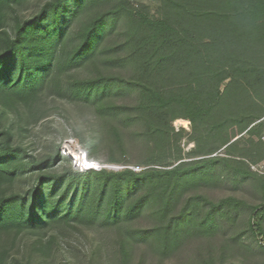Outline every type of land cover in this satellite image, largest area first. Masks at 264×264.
Instances as JSON below:
<instances>
[{
    "label": "trees",
    "instance_id": "trees-1",
    "mask_svg": "<svg viewBox=\"0 0 264 264\" xmlns=\"http://www.w3.org/2000/svg\"><path fill=\"white\" fill-rule=\"evenodd\" d=\"M152 1L155 16L131 0H39L27 15L30 0H0V264H20L12 250L23 235L35 239L33 264H48L57 229L122 233L120 264L131 240L165 254L209 236L233 201L195 192L224 171L256 182L249 229L264 241V177L247 163L264 160V0ZM48 99L90 112L85 131L71 127L87 160L105 144L119 154L107 162L128 165L137 142L143 169L75 170L59 145L31 153ZM179 119L189 133L175 131ZM185 137L193 149L183 157ZM146 212L153 224L134 228Z\"/></svg>",
    "mask_w": 264,
    "mask_h": 264
},
{
    "label": "rangeland",
    "instance_id": "rangeland-1",
    "mask_svg": "<svg viewBox=\"0 0 264 264\" xmlns=\"http://www.w3.org/2000/svg\"><path fill=\"white\" fill-rule=\"evenodd\" d=\"M31 2L21 8L20 13L27 15L36 8L39 0ZM133 4L145 5L150 14L155 16L157 2L152 0H131ZM49 115L32 129L28 141L32 142L30 152L39 154L52 151L55 145H59L60 154L66 157L72 168L84 171V160L89 164H96L98 169L119 171L124 168L139 167L144 149L137 142L129 146L127 152L128 165L107 162L109 157H118L117 150H111L105 144L98 145L92 160H87L81 147L71 136V127L78 126L85 131L91 124V114L83 107L74 108L64 101L48 99ZM172 123L175 131L184 129L190 132L189 122ZM188 125V126H187ZM133 130V129H131ZM264 133V130H263ZM245 138V136H243ZM182 156L186 157L193 149V144L185 137L180 144ZM263 160L252 163L247 160L250 171L260 177L252 166ZM56 168V167H55ZM94 170V169H93ZM29 177L25 173L18 180V189L29 185ZM256 182L252 176L241 174L235 177L231 171H224L219 182L212 186H201L195 193L204 196L213 203L223 199H230L233 204H225L214 215L215 228L209 236H195L187 238L179 243L173 250L162 254L158 252L156 244L149 239L139 242L129 240L126 246L130 247L127 264H264V248L259 239L250 232V216L252 208L262 202V196L256 189ZM181 204V203H180ZM154 220L149 212L132 222L134 228H148ZM264 232V219L261 222ZM48 235H55L57 241L51 251L48 264H90L93 255V264H120L119 246L122 244V233L106 227L95 229H57ZM33 235L20 236L12 250L20 264L35 263L30 247L34 245ZM14 247V244H13ZM17 248V249H16ZM263 248V249H262Z\"/></svg>",
    "mask_w": 264,
    "mask_h": 264
},
{
    "label": "built area",
    "instance_id": "built-area-1",
    "mask_svg": "<svg viewBox=\"0 0 264 264\" xmlns=\"http://www.w3.org/2000/svg\"><path fill=\"white\" fill-rule=\"evenodd\" d=\"M261 141L264 143V136L261 138ZM84 170H89V169H94L97 170L98 166L96 164H89L84 160ZM252 170H254L258 175L263 176L264 177V160L261 161L260 163H258L255 166L251 167ZM131 170L133 171H140L139 167H130ZM263 206H264V199H263ZM259 243L260 245L264 248V241H262L261 239H259Z\"/></svg>",
    "mask_w": 264,
    "mask_h": 264
},
{
    "label": "bare ground",
    "instance_id": "bare-ground-1",
    "mask_svg": "<svg viewBox=\"0 0 264 264\" xmlns=\"http://www.w3.org/2000/svg\"><path fill=\"white\" fill-rule=\"evenodd\" d=\"M178 122H179L178 124H184V125H186L188 123L187 121H178Z\"/></svg>",
    "mask_w": 264,
    "mask_h": 264
}]
</instances>
